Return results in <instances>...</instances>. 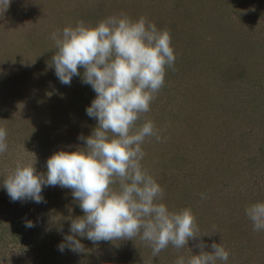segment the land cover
Returning <instances> with one entry per match:
<instances>
[{
    "label": "rangeland",
    "instance_id": "1",
    "mask_svg": "<svg viewBox=\"0 0 264 264\" xmlns=\"http://www.w3.org/2000/svg\"><path fill=\"white\" fill-rule=\"evenodd\" d=\"M65 1L70 11L81 0ZM63 4V0H10L4 12L0 9V52H7L10 45L20 48V36L30 31L36 36L46 31L51 36L54 23L45 17ZM207 4L196 8L191 21L174 28L175 70L166 69L165 84L145 114L167 139L160 143L146 139L142 146L145 156L150 146L155 153L152 158L160 159L144 157L141 163L156 180L165 172V180L177 184L165 189L169 195L164 193L161 202L167 201L170 210L191 208L201 234H212L200 238L205 245L221 243L229 250L228 261L217 264H264V231H253L245 215L247 206L264 202V0H231L226 8L220 3ZM128 11L121 13L136 19L137 15ZM173 13L160 12L149 21L162 30L163 24L158 22L165 17L169 24L175 18ZM53 55L51 52V58ZM50 61L24 60L28 79L18 87L12 83L0 86V103H9L24 90L26 96L33 87L36 93L48 92L47 127L56 111L63 114L70 103L90 104L96 95L90 85L82 83L83 68L78 69L81 76L73 77L66 86L59 82ZM35 71L45 72V76L52 72L53 78L49 75L46 82L38 83L32 78ZM72 139H68L70 144ZM42 141L17 146L6 155L9 161L1 169L11 171L17 163L30 164L34 156L38 169L46 154ZM40 209L16 201L0 211L3 221L15 223L0 230V264H174L178 256L191 255L187 248L177 251L169 246L152 257L151 248L139 237L140 241L129 245L118 241L124 242L120 247L109 242L96 245L84 238L81 243L86 252L67 248L61 252L58 245L71 233L64 224L56 230L42 224ZM27 221L35 226L25 227ZM198 242H188L194 255L200 251L195 246ZM204 250L212 251L210 247Z\"/></svg>",
    "mask_w": 264,
    "mask_h": 264
},
{
    "label": "clouds",
    "instance_id": "2",
    "mask_svg": "<svg viewBox=\"0 0 264 264\" xmlns=\"http://www.w3.org/2000/svg\"><path fill=\"white\" fill-rule=\"evenodd\" d=\"M9 3L0 0L2 12ZM50 39L55 52L49 66L61 84L70 86L83 68L82 83L96 93L85 111L97 124L89 136H78L84 147L54 152L46 161V173L37 172L34 154L32 163H17L3 183L10 200L40 204L46 202L45 187L71 190L83 215L71 219V234L58 245L61 252H86L77 237L93 244L139 237L151 248L152 257L169 246L177 251L187 248L191 255L178 256L174 264L227 262L230 252L225 246L205 245L200 239L212 234H201L191 208L170 210L161 202L164 189L141 163L146 139H167L145 114L165 84L166 69L175 70L170 30L157 29L146 17L132 19L121 13L95 26L78 21L75 27L53 32ZM7 150V130L0 127V154ZM245 215L253 231H264V202L247 206ZM190 240L199 241V254L188 248Z\"/></svg>",
    "mask_w": 264,
    "mask_h": 264
},
{
    "label": "trees",
    "instance_id": "3",
    "mask_svg": "<svg viewBox=\"0 0 264 264\" xmlns=\"http://www.w3.org/2000/svg\"><path fill=\"white\" fill-rule=\"evenodd\" d=\"M50 1L55 2V0ZM63 1L64 4L60 5L61 7L57 10L52 6L54 14L50 13L45 17L47 20H52L54 23V32L57 30L62 31L63 28L67 26L75 27L77 22L81 20H83L86 25L95 26L101 20L110 16H119L121 12H125L127 10H129L128 12L133 11V14L137 15L136 19L143 16L146 17L147 20H149V18L152 19L153 16H160V12L163 14L165 11L171 10L172 12H175V14H172L175 18L171 19L169 24H166L164 21L165 17H161L162 19L158 22L159 24L165 25V27L162 25V30L168 29L169 26L172 27L173 32L172 30L170 31L171 39L176 33V29L174 28L178 26L177 24L183 23L184 25L185 22L188 23V21H191V17H196V8L198 6L207 4V2H211L212 4L213 2L214 4L220 3L222 5L221 7H224L223 5H225L226 8L228 4L231 3V0H125L123 3L121 0H90L88 3L81 0L71 6L72 8L70 11H67L69 5L67 4V1ZM140 5L143 6L140 7ZM120 9H123L124 11H121ZM130 13L132 14V12ZM66 23L69 24L66 25ZM197 28H199L198 31L201 30L200 25L197 26ZM20 37V48H18V45H10L7 52H0V86L1 84L2 86H5L6 83H8L9 86V83H12L11 85L18 87V85L24 81L23 79H28L26 67L23 63L24 60H32L33 63L38 61L45 64L47 58L51 60V52H55L54 41L50 39V36H47L46 31L42 36H36L35 32L33 33L30 31L27 35H22ZM25 46H27L28 49L25 48ZM24 51L26 53L24 55L26 56L23 55ZM45 75V72L39 73L35 71L32 74V78H34L38 83H41L42 81L46 82L49 75L53 78L52 72L47 76ZM7 92L10 94L11 88H9ZM24 92L25 90L18 92L16 98L13 96L9 103H6L5 100H2L0 103V127L7 130L8 144V150L5 153L0 154V211H5L8 207L15 203L10 200L6 189L3 187L4 180L10 172V170L1 169V166H4V164L9 161V159H6L7 154L15 151L17 146L20 144L25 145L35 143L37 145L39 141L43 140L45 142L46 154L43 156V160L39 162L40 166L36 170L38 173H46V161L54 152L59 150L75 151L78 147H84L85 142L79 140L78 136L81 134L85 137L89 136L97 124V121L90 118L85 111L86 107L91 103H70L65 106L66 110L63 114L57 113V111L54 113L50 124H48L49 127H47L45 122H47L46 116L48 115L47 110L49 109L47 101V97L49 96L48 92L43 94H40V92L36 93L34 87L29 89L28 95L25 96ZM142 122L143 121L140 123ZM80 123L82 124L81 126H79ZM68 139H72L71 141H73V143L70 144ZM151 150L152 147L150 149L149 146L148 156L144 157H146V159L148 157L149 159H154L159 162L160 158H152L155 153L154 150ZM11 157H13V155ZM201 170L205 172V175L210 174L204 167ZM164 175L167 174L163 172L160 180L157 179L156 181L164 189L165 195H169L165 189L168 187H174L177 184L169 183L168 180H165L166 176ZM42 195L46 201L45 203L37 204L30 200L26 202H29L30 206L33 205L35 208H41L40 210H42V214L40 221H42V224H48L52 230H56L59 224H64V226L69 229L71 219L83 215V212L79 207L78 202L74 200L70 189L61 188L59 186H49L44 188ZM163 203L167 205L168 202L166 201ZM2 217L3 214L0 213L1 231L9 229L8 227L15 224L3 221ZM16 221L18 220H15V222ZM16 224L18 223L16 222ZM83 239L84 238H81L80 240ZM122 241L127 242L129 245L140 240H138V238H134L133 240ZM101 242L104 243L108 241ZM101 242L98 243L104 246ZM98 243L96 245H99ZM109 243L110 244L108 245H117L118 241ZM123 243L124 242L118 244V247H120L119 245Z\"/></svg>",
    "mask_w": 264,
    "mask_h": 264
}]
</instances>
